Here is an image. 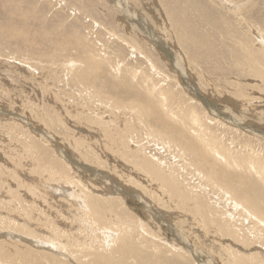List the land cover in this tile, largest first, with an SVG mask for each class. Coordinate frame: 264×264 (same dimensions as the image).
Returning <instances> with one entry per match:
<instances>
[{"label":"rangeland","instance_id":"rangeland-1","mask_svg":"<svg viewBox=\"0 0 264 264\" xmlns=\"http://www.w3.org/2000/svg\"><path fill=\"white\" fill-rule=\"evenodd\" d=\"M225 1L143 0L142 3L141 0H0V233H18L15 236L20 238L0 242V249L4 253L2 260L6 259L4 263L83 264L71 259L68 253L60 249L54 248L52 251L48 241L43 240L45 245L42 243L43 235L59 240L62 238L66 242L65 235L61 232L63 229H69L68 232L71 233L83 230V227L88 228L80 221L67 191L56 190V195L48 202L34 201L28 187L44 192L45 183L54 186L55 182L47 179L50 174L47 170L52 167L50 170L55 171L64 168L71 172L70 175H73L71 170L75 168L74 171L81 174L87 182L93 181L98 190L107 193L106 197L114 199L110 202L115 205H111L109 201L99 202L104 208H100L103 212L99 209L101 218L102 215L106 217L112 213L111 218L117 216V219L127 222L131 227L142 223L147 232L162 237L161 241L164 243L154 240L161 249L154 250L151 245L153 240L150 241L149 235H140L141 231L129 234H134L133 241L141 251V255L128 252L126 256L130 258L137 256V259L129 260V264H199L201 261L203 264H264V241L260 239L264 234L256 238V241L252 238L255 242L233 237L225 231L221 232L220 227L205 225L198 215L180 208L175 196L171 199L166 192L159 194L155 189L159 188L156 185L158 181L151 180L137 167L140 159L158 162L161 169L167 170H162L165 174L170 172L178 177L182 189L192 193L190 197L199 192L197 180L194 181L196 177H191L192 174L186 179L180 176L185 175L186 164L183 163L178 170L176 164L181 161L178 157H173L176 152L162 147L158 144L159 141L156 144V139L146 137L145 130L125 134L127 130L138 126V123L132 120L131 124L135 126L131 128L124 125L126 118L134 115L127 113L128 107L122 111V104L138 101L152 112L151 122L145 119L148 124L162 130L161 133L167 129L168 137H172L171 134L176 131L173 134L177 137H173L174 143L180 146L182 141H188L187 144L192 146L194 144L192 149L197 151V157L204 156L205 163L208 162L212 167L215 165L213 168L220 173L222 181L225 179L234 186L237 182L238 185L245 184L244 179L250 184H260L258 178L253 179L247 173L232 167L229 169L218 158L207 156L197 130L194 132L192 125L188 127L191 123L182 119L193 110L198 115H209L210 118L201 117L206 119L202 124L206 123L209 127L211 125L210 130L219 137L215 139L218 142L225 141L222 146L230 144L234 138L241 145L244 140H249L252 147L264 148L262 137L246 132L247 129H252L264 137V90L257 88L262 85L259 79L257 81L251 76H240L238 73L241 70L234 69V60L229 52L230 39H244V29L247 27L239 25L237 16L232 14V10L228 8L230 4ZM234 3L250 11L248 17L252 18V23L264 29V0H234ZM144 26L149 31L152 29V37L145 32ZM164 27H168V33ZM155 37L159 40H155ZM225 44H229V47ZM218 52L223 55L217 54ZM71 58L74 59L73 63L67 65ZM178 62L183 65L184 73L179 69ZM235 84L241 87L237 91L244 95L241 98L235 95L238 88ZM94 94H98V99ZM251 95L256 97L254 102L249 101ZM159 97H163L166 107L162 106ZM247 99L252 103L247 102ZM107 100H112L120 111L113 109ZM233 103H238V106ZM211 104L218 113L238 119L240 124L235 125L227 119L219 118L220 116L215 118L211 112ZM152 109L155 110L154 113ZM206 109L207 112L204 111ZM97 120L105 122L104 129ZM187 157L189 162H196L191 155ZM66 158L75 163L70 166ZM84 165L91 167V170L104 172L113 182H106V177L100 178L96 173L82 169ZM172 168L175 170L172 171ZM239 175L243 176V180ZM57 183L54 187L67 188L63 181ZM261 184L264 192V184ZM115 188L123 191L124 195L115 194ZM68 189L71 190V187ZM140 197L150 205L147 207ZM214 197H206L209 209L215 204L211 201ZM263 198L264 194L257 195V199H261V208H264ZM183 203L191 206L185 200ZM214 208L216 217L220 214L218 218L222 223L226 221L223 209L232 210L226 205L219 206V209L215 205ZM31 213L36 217L33 218L35 222H30L35 235H26L12 228L1 230L3 227H11L12 220L17 219L19 223L22 221L21 215ZM235 217L237 221H230L227 225L231 231L239 232L238 235L242 236L246 226L243 229L240 226L242 216L235 214ZM56 226L59 228L56 229ZM9 229L12 230L11 233ZM81 235L75 236V240L82 241L84 234ZM86 236L90 237L88 234ZM23 237L33 243H26ZM70 239L75 241L72 237ZM171 243L178 245V250L170 248ZM183 243L199 253L200 261L197 262L190 251L185 250L187 247ZM256 251L263 255L259 256ZM60 253L66 257H62ZM177 255L182 256L180 261ZM111 257L115 258L109 262L113 264L118 259V254L114 253ZM91 258L94 259L93 256ZM91 258L88 257V260ZM235 261L237 262L234 263Z\"/></svg>","mask_w":264,"mask_h":264},{"label":"bare ground","instance_id":"bare-ground-1","mask_svg":"<svg viewBox=\"0 0 264 264\" xmlns=\"http://www.w3.org/2000/svg\"><path fill=\"white\" fill-rule=\"evenodd\" d=\"M122 1V0H121ZM125 1V0H124ZM143 0H141L142 2ZM148 1V0H147ZM225 1V0H224ZM227 2L230 4L228 6V8H230L232 10V14H235V16H237V19L239 21V25H241V27L245 28L247 27L245 30V38L243 39L242 37L236 38L233 37L230 39V46L229 44H225V46L227 45V47H229L230 49V53L231 56L233 57L232 59L234 60V69L238 70L239 69L241 71H239V75H245V76H251L253 79H259V81L261 82V86H258L257 88H259L260 90H264L263 85H264V29H262L259 25L252 23V18H249V12L247 11V9L245 7H240V5L235 4L234 0H227ZM143 3V2H142ZM226 3V1H225ZM139 5V4H138ZM149 6V5H148ZM147 6V7H148ZM121 7V6H120ZM123 8V7H122ZM128 8V7H127ZM146 8V7H145ZM150 9V7H148ZM157 8V7H156ZM153 10V9H152ZM165 10V9H164ZM168 10V9H167ZM159 11V10H158ZM247 11V13H245ZM171 12V11H170ZM160 16V15H159ZM249 16V17H248ZM162 17H164L162 15ZM170 19V18H169ZM174 20V19H173ZM157 21H161V20H157ZM172 21V20H171ZM251 21V23H250ZM174 22V21H173ZM172 22V23H173ZM145 23V22H144ZM143 23V24H144ZM181 23V21H180ZM174 24V23H173ZM188 24V23H187ZM146 25V24H145ZM180 25V24H179ZM143 26V25H142ZM148 26V25H147ZM163 26V25H162ZM166 26V25H165ZM173 26V25H172ZM177 26V25H176ZM161 26H159L160 28ZM170 27V26H169ZM175 27V26H174ZM145 28V32L149 34L150 37H152V29H148V27L144 26ZM165 28V27H164ZM168 28V27H166ZM165 28V30H166ZM171 28V27H170ZM169 28V29H170ZM186 28V27H184ZM249 28V29H248ZM252 30H251V29ZM255 32H254V29ZM163 28H161L162 30ZM180 29V28H179ZM168 30V29H167ZM166 30V31H167ZM247 30V31H246ZM164 31V32H166ZM174 31H176L174 29ZM179 31H177L178 33ZM184 32V31H182ZM244 32V31H243ZM151 33V34H150ZM168 33V31L166 32ZM165 33V34H166ZM172 33V32H170ZM180 34V33H179ZM172 35V34H171ZM174 35V34H173ZM182 36V35H181ZM179 37V36H178ZM154 38V37H153ZM184 38V37H183ZM242 38V39H241ZM173 39V38H172ZM155 40H159L158 38L155 37ZM178 40V39H177ZM186 40V39H185ZM161 42V41H160ZM180 42V41H179ZM226 42V41H224ZM166 43V42H164ZM186 43V42H185ZM227 43V42H226ZM222 46V45H221ZM224 46V47H225ZM226 47V49H227ZM223 49V48H222ZM225 49V51H226ZM217 50V49H216ZM178 51V50H177ZM224 51V50H223ZM228 51V49H227ZM222 52V51H221ZM221 52L217 53V54H221ZM228 53V52H227ZM226 53V54H227ZM141 55H143L141 53ZM198 55V54H197ZM223 55V54H221ZM195 56V54H194ZM200 56V55H199ZM216 57V55H215ZM222 57V56H221ZM220 57V58H221ZM230 57V55H229ZM195 58V57H194ZM72 59V58H71ZM202 59V58H201ZM73 60H68V64H72ZM172 61V60H171ZM176 61V60H175ZM179 61V60H178ZM67 62V61H66ZM70 62V63H69ZM84 62V61H83ZM183 62V61H182ZM230 62V61H229ZM76 63V62H74ZM176 63V62H175ZM84 64V63H83ZM75 65V64H74ZM152 65V64H151ZM175 65V64H174ZM179 65V69H181V72L184 73V67L181 63L178 62ZM217 65V64H216ZM70 66V65H69ZM231 66V64H230ZM68 67V66H67ZM71 67V66H70ZM74 67V66H73ZM84 67V65H83ZM153 67V65H152ZM69 68V67H68ZM72 68V67H71ZM217 69V67L215 68ZM226 69V67H225ZM178 70V69H177ZM232 70V69H231ZM227 73V72H226ZM235 74V73H234ZM79 75V74H78ZM85 76V74H82ZM237 75V73H236ZM231 76V74H230ZM238 76V77H240ZM79 77V76H78ZM83 77V76H82ZM237 77V76H236ZM251 77L249 79H251ZM80 78V77H79ZM84 78V77H83ZM82 78V80H83ZM229 79V78H228ZM245 79V78H244ZM81 80V79H78ZM238 80V79H237ZM88 81V80H87ZM229 81V80H228ZM235 82H237L234 79ZM233 81V82H234ZM258 81V80H257ZM84 82H86L84 80ZM232 82V81H229ZM239 84V83H238ZM88 85V84H87ZM86 84H84V86H87ZM228 86V85H227ZM235 86H237L235 84ZM240 85H238L237 90H235V95L239 96L241 98L242 93L238 90H241V87H239ZM243 86V85H242ZM234 87V86H233ZM83 88V87H82ZM87 88V87H86ZM91 88V87H90ZM232 88V87H231ZM245 88V87H244ZM89 89V87H88ZM87 89V91H88ZM149 90V89H148ZM190 90H194V89H190ZM189 90V91H190ZM86 91V89H85ZM91 91V90H89ZM163 91V90H160ZM191 91V92H192ZM165 92V91H163ZM233 92V91H232ZM149 93V91H148ZM264 93V92H263ZM161 94V93H160ZM97 95L96 98L98 99V94H94ZM195 95V94H194ZM90 96V95H89ZM93 96V95H92ZM101 96V95H100ZM226 96V95H224ZM223 96V98H224ZM254 95H251V97L249 98V101L254 102L256 97H253ZM193 97V96H192ZM230 97V96H229ZM198 98V97H197ZM231 100L233 101L234 98H232V96L230 97ZM243 98V97H242ZM247 98V97H245ZM101 99V98H99ZM111 99V98H110ZM159 99H161V103L162 106L164 107L166 105V103L163 101V97H159ZM191 99V97H190ZM194 99V98H192ZM227 99V98H225ZM254 99V101H253ZM102 100V99H101ZM106 102V99H104ZM132 100V99H131ZM259 100V99H258ZM261 100V99H260ZM259 100V101H260ZM264 100V98H263ZM262 100V101H263ZM99 101V100H98ZM112 101V100H111ZM110 100H107V102L111 103L113 109L115 108L116 110H118L119 106H116L115 103H112ZM119 101V100H118ZM116 100V102H118ZM121 101V99H120ZM119 103H122L120 102ZM195 101V100H194ZM198 103V100H196ZM200 101V100H199ZM238 101V100H237ZM247 99V102H249ZM257 101V99H256ZM102 102V101H101ZM115 102V101H114ZM124 102V101H123ZM127 102V101H126ZM213 102V101H211ZM216 101L214 100V103ZM219 102V101H218ZM235 102V101H234ZM246 102V103H247ZM252 102H249L250 104ZM103 103V102H102ZM129 103V102H128ZM231 103V102H230ZM242 103V102H241ZM107 104V103H106ZM199 104V103H198ZM202 104V103H201ZM223 104V103H222ZM234 104V103H233ZM104 105V104H103ZM119 105V104H118ZM236 106H238V103L234 104ZM257 105V104H256ZM123 109L122 111L128 107L126 110L128 111L127 113L134 115V117L132 118H126V121H124V125L127 126V128H131V126H135L134 124L132 125L131 122L133 121H137L138 126L136 127H132V130H127V132L125 133L126 135H129V132H136L139 129L141 130H145V134L146 137H150L152 138L154 141H157L158 144H161L162 147L164 146V148L166 147L167 150L169 149V151H173L174 153L176 152V154H178L179 156H177L176 154L173 155V157H178L180 159L181 162H178L176 165V167L178 168V170H180V166L185 163L186 167L184 170V174H180V176H184V178L190 174L191 177H196L194 178V181H196V183L198 184V188H199V192L197 191V193H194L193 197H190V191L186 192L182 189L181 187V182L178 180V177H174L170 172H167V174H165V172L163 171H167L164 169H161V167L159 166L158 162H148V160L145 159H140V161L138 162V166L141 170H143V172L146 173L147 176H149L151 178V180H155L158 181V183H156V185L159 188H155L156 191L159 194H164L165 192L167 193V195H169L168 197H172L171 199H173V197H176V200L178 199L177 205L180 206V208L185 209L186 211H188V213H191L192 215H198L199 218H201L202 223H204L205 225L209 224V225H215L217 226L220 231H225V233H229L231 234L233 237H238L241 240H251L256 241V238H260L262 234H264V208L260 207V202L259 200L261 199H257V195L260 196L261 194H264L263 190L261 189L260 184L263 183L264 184V148H254L250 145L249 140H244L242 142L238 143L236 139H232L230 144H224V146H222V143H225V141L222 140V142H218L215 138L218 137L214 131L210 130L212 128L211 125L209 127L208 124L203 123V121L205 122V118H208L209 115H207V117L203 114V115H198L193 111H190L189 113H186L187 116H184L182 119H187L188 122H190L191 124L188 126L190 127L191 125L193 126L194 132L197 130V136L198 138H200L201 143L204 145V148L206 149V153L207 156L212 155L213 158H218L219 160H221V162L227 167V168H234L239 172H243V173H247L250 177H252L253 179L258 178V180L260 181V184L258 182L254 183V184H250V182L248 181V183L246 182V180H243V176L239 175V178H241L243 180V182H245V184H240L237 182V185H230L229 183H227V181L225 179H221V175L220 173L214 169L215 165L212 167L211 165L208 164V162L205 163L204 160H206V157L201 158L200 156L197 157V151H194L192 148H194V144L192 146V144H187V142H183L180 146V144L174 143V138L175 137L173 134L175 133L173 132V134H171V130H170V134L172 137H168L169 135L166 134L167 129H165V132L161 133L162 130H159V128H157L156 126H153L152 124H148L145 119L147 121L151 120V115L152 112L150 110L149 107L139 103L138 101L135 102H130L128 105L126 103L122 104ZM211 107L213 106L212 104L210 105ZM244 106V105H243ZM166 107V106H165ZM253 107V106H252ZM250 107V108H252ZM110 108V107H109ZM188 108V107H187ZM190 108V107H189ZM200 108V106H199ZM204 109V107H202ZM218 108V106H217ZM230 108V107H229ZM254 108V107H253ZM191 109V108H190ZM202 109V110H203ZM166 111H168V108H165ZM212 110V111H211ZM210 111L214 114L215 118H217L218 116H220L219 118H224L227 119L228 121H231V123L236 124H240V120L238 119H234L229 117H226L225 115L218 113L217 109L215 110L213 107ZM256 109L254 108V111ZM120 111V109H119ZM153 111V109H152ZM155 111V110H154ZM153 111V113H154ZM185 111V109H184ZM207 112V109L204 110ZM257 111V110H256ZM197 112V111H196ZM183 112H181L182 114ZM203 113V112H202ZM199 112V114H202ZM130 115V116H131ZM261 115V114H260ZM153 116V115H152ZM156 116V114H155ZM174 116V114H173ZM213 116V117H214ZM225 116V117H223ZM158 117V116H157ZM175 117V116H174ZM201 117H205L204 120ZM212 117V116H211ZM235 117V116H234ZM210 118V116H209ZM218 118V119H219ZM237 118V117H236ZM57 119V118H56ZM153 119V118H152ZM158 119V118H157ZM217 119V120H218ZM94 120V119H93ZM214 120V119H213ZM221 120V119H220ZM96 121V120H95ZM94 121V122H95ZM98 122H100V125H102L103 129L105 128L103 125L105 124L104 121L102 120H97ZM163 121V120H162ZM185 121V120H184ZM151 122V121H150ZM186 122V121H185ZM207 122V121H206ZM218 122V121H217ZM162 123V122H161ZM214 123V122H213ZM222 123V121H221ZM242 123V122H241ZM187 124V123H186ZM212 124V123H210ZM224 124V123H223ZM227 125V123H226ZM244 125V124H243ZM183 126V125H182ZM213 126V125H212ZM216 126V124H215ZM223 126V125H222ZM232 126V125H231ZM230 126V127H231ZM214 127V126H213ZM219 127V125H218ZM184 128V127H183ZM182 128V129H183ZM186 130H188V128L185 126ZM181 129V128H180ZM216 129V128H215ZM219 129V128H218ZM227 129V126H226ZM232 129V128H230ZM240 129V128H239ZM214 130V129H213ZM233 130V129H232ZM173 131V130H172ZM179 131V130H178ZM191 131V130H190ZM242 131V130H241ZM169 132V131H168ZM182 132V130H181ZM187 132V131H186ZM193 132V131H191ZM221 132V131H220ZM246 132H248V134H252V136L255 137H262V139H264L263 135H259L258 132L256 133L255 131H252V129H247ZM218 133V132H217ZM263 133V132H262ZM166 134V135H165ZM181 134V133H180ZM178 135V134H177ZM183 135V133L181 134ZM225 135V134H224ZM247 135V134H246ZM249 136V135H247ZM196 137V136H195ZM177 138V137H175ZM193 138V136H192ZM219 138V137H218ZM237 138V137H236ZM179 140H181L179 138ZM183 140V139H182ZM185 140V138H184ZM187 140V138H186ZM185 140V141H186ZM256 140V139H255ZM258 140V139H257ZM81 141V140H80ZM151 141V140H150ZM176 142V141H175ZM179 142V141H178ZM194 142V141H193ZM245 142V143H244ZM189 143V142H188ZM177 146H176V145ZM166 145V146H165ZM197 146V145H196ZM35 147V146H34ZM263 147V146H262ZM200 148V147H199ZM198 150V149H197ZM44 151V150H43ZM132 151L136 152L135 149H132ZM47 153V152H45ZM44 153V154H45ZM203 153V152H202ZM200 154V152H199ZM192 156V158L195 159L196 162L191 163L189 162L187 159V156ZM201 155V154H200ZM63 158H65V156H63ZM191 158V159H192ZM211 159V158H210ZM217 159V160H218ZM223 159V160H222ZM68 164H74L69 158L65 159ZM187 160V161H186ZM65 161V162H66ZM179 161V160H177ZM197 161H199L200 163H202V165H199L197 163ZM70 162V163H69ZM217 162V161H216ZM219 162V161H218ZM52 163V162H51ZM67 164V165H68ZM80 164V163H79ZM134 164V163H133ZM137 164V163H136ZM54 166V165H53ZM71 166V165H70ZM76 166H79L76 164ZM80 167V166H79ZM217 167V166H216ZM52 168V167H51ZM50 168V169H51ZM69 168V166H68ZM87 169L89 171H91L92 173H96L99 177L103 176L104 179L105 177L107 178V180L105 179V181L110 182L112 178L106 176V174L104 172H101L99 170H91L89 166H83L82 169ZM183 168V167H182ZM50 169H46L50 174H49V178H47L48 180H50L51 182H55V185L57 182H62L63 184L65 183L67 185V188H60V187H54L51 184H46L43 186V188H45L44 192H41L39 190H36L34 187H28V190L31 192L30 194H32L34 201H39L43 200L44 202H48L52 196L56 195V190L57 191H67L69 197L72 198V204L74 207H76V212L77 214H79V218L80 221H82V223L84 225H87L88 228H82L83 230H79V231H75V232H71L69 233L68 230H64L61 231L65 236L66 242H64V240H59V239H54L51 238V236H45L43 235L42 237V241L46 240V242L48 241L50 243V245L53 247H50L53 250L56 249H60L66 253H68V255L71 257V259L73 258V260L75 259L77 262L80 261L83 262V264H110L109 262L113 261V257H111L112 254H118V259L115 260L113 262V264H129V260H134L137 256L133 255L134 258H130V256H126L128 254V252L133 251L134 253H138L139 255H141V251L138 245L135 244V242L133 241L134 238V234H131L132 232H138L141 231L140 235H149L150 237V241H152L151 245L154 246V250H159L161 249L160 246L157 245V243L154 241H161L162 237L160 238L157 235H154L153 233H149L146 231V229L143 227L142 223L137 224L135 227H131L127 222L122 221L121 219H117V216H115V218H111L112 217V213H110L108 216L101 218V212H100V208L103 206L99 203L100 201H112L114 200L111 197H106L107 193H104L101 190H98L97 186H94L95 183H93V181H89L87 182L86 179L83 178V176L81 174H79L78 172L74 171L75 168H73L71 171L73 172V175L69 174L71 173L70 171L64 170V168L62 169H57L55 170H50ZM163 170V171H162ZM175 170L174 168H172V171ZM235 170V171H236ZM182 171V170H181ZM226 174V173H225ZM224 175V173H223ZM227 175V174H226ZM130 176V175H129ZM238 176V175H237ZM237 176H235L237 178ZM247 176V175H246ZM248 176V177H249ZM225 177V175H224ZM222 177V178H224ZM101 178V177H100ZM132 178V177H130ZM182 178V177H181ZM185 178V179H186ZM245 178V177H244ZM46 179V178H45ZM190 179V178H189ZM227 179V178H226ZM240 179V180H241ZM248 179V178H247ZM183 180V179H182ZM232 180V179H231ZM234 181V180H233ZM232 181V182H233ZM262 181V182H261ZM113 182V180L111 181ZM40 183V182H39ZM183 183V182H182ZM30 184V183H29ZM42 184V183H41ZM40 184V185H41ZM59 184V183H57ZM261 184V185H263ZM37 185V184H36ZM39 185V186H40ZM188 185V184H187ZM32 186V184L30 185ZM62 186V185H61ZM186 186V185H185ZM196 186V185H195ZM69 187H71V190L68 189ZM145 187H148V185H146ZM116 189V188H115ZM154 189V190H155ZM187 189V188H186ZM42 190V189H41ZM194 190V189H193ZM49 191V192H48ZM192 191V190H191ZM48 192V193H47ZM62 192V191H61ZM102 192V193H101ZM115 194H122L124 195L123 191H120L118 189H116ZM50 193V195H49ZM189 193V194H188ZM53 194V195H52ZM64 194V193H63ZM114 194V193H113ZM137 195H139L138 193H136ZM188 195V196H187ZM210 195L215 196V199H212L211 201L214 202V206L216 205L217 208L221 205L223 206H227V207H231V209H228L227 211H225L223 208V214L225 215V220L223 221V223L221 222L222 220H220L218 217H216V213L213 211L215 208L213 206V208L210 207L209 209V205L206 203L207 198L210 197ZM58 196V195H57ZM61 196V195H60ZM122 196V195H121ZM140 196V195H139ZM62 197V196H61ZM68 197V198H69ZM124 198V196H122ZM207 197V198H206ZM135 198V197H134ZM136 198H139L138 196H136ZM65 199V198H64ZM141 201L148 207L149 202L146 199H143L142 197H140ZM210 199V198H209ZM53 200V199H52ZM167 200V199H166ZM185 200V202H187L189 204V202L191 203V206L187 205L186 203H183ZM42 201V202H43ZM57 201V200H55ZM71 201V200H70ZM120 201V199H119ZM192 201V202H191ZM210 201V202H211ZM264 201V198H263ZM40 202V203H42ZM58 202V201H57ZM118 202V201H117ZM125 202V201H124ZM141 202V203H142ZM175 202V201H174ZM173 202V203H174ZM208 202V200H207ZM209 202V204H210ZM111 203V202H110ZM115 203V202H114ZM120 203V202H119ZM122 203V202H121ZM64 204V203H63ZM106 204V202H105ZM104 204V207H105ZM113 204V202L111 203V205ZM212 204V203H211ZM210 204V205H211ZM115 205V204H113ZM118 205V204H117ZM124 205V204H122ZM110 205H108L109 207ZM50 207V206H48ZM117 207V206H116ZM115 208V207H114ZM152 208V207H151ZM225 208V207H224ZM75 209V208H74ZM100 209V210H99ZM127 209V208H126ZM154 209V208H153ZM219 209V208H218ZM58 211V210H57ZM60 211V210H59ZM103 212V210H101ZM126 211V210H125ZM131 211V210H130ZM173 211V210H172ZM180 213V212H179ZM228 213V214H227ZM28 214V213H27ZM21 215V219L22 221H20L18 223V220H12L13 223H10L11 227H3L1 228V230H6L8 228H12L15 229L16 231L26 234V235H35V230L34 228H31L30 225L32 226V224L30 222H35V220H33V218L36 219V217H34V215L29 214V215ZM104 214V213H103ZM119 214V213H118ZM164 214V213H162ZM166 214V213H165ZM164 214V215H165ZM218 214V213H217ZM222 214V213H221ZM235 214H237V216H242V220H241V224L240 226L245 227V234L242 233L240 236V234L238 235L237 232H233L230 230V228L228 227L227 224L230 223V221H237ZM106 215V212H105ZM128 215V214H127ZM155 215V214H154ZM111 216V217H110ZM182 216V215H181ZM129 217V216H128ZM162 217V216H161ZM166 217V216H164ZM157 218V217H156ZM179 218V217H178ZM192 218V217H191ZM198 218V217H197ZM116 222H115V220ZM166 219V218H165ZM185 219V218H184ZM183 219V220H184ZM187 219V218H186ZM17 220V221H16ZM141 220V219H139ZM150 221V220H149ZM163 221V220H162ZM144 222V221H143ZM165 222V221H164ZM177 222H179L177 220ZM188 222V221H187ZM181 223V222H180ZM53 224V223H52ZM55 224V223H54ZM192 224V223H190ZM82 225V226H84ZM233 225V222H232ZM43 226V225H42ZM48 226V225H47ZM52 226V225H51ZM145 226V225H144ZM149 226V225H147ZM146 226V227H147ZM55 227V226H54ZM59 227L56 226V229H58ZM136 228H139V230H135ZM66 229V228H65ZM78 229V228H77ZM218 229V230H219ZM72 230V229H71ZM10 231V229H9ZM12 231V230H11ZM10 231V233H11ZM221 231V232H222ZM243 231V230H242ZM14 232V231H13ZM66 233V234H65ZM106 233V234H105ZM18 233H16L15 235H17ZM22 234V235H23ZM81 234L83 235V238H81ZM86 234H88L90 237H87ZM258 234V235H257ZM13 234H9V233H0V242L2 241H7L8 239L12 241V238L14 239H18V236H15ZM48 235V234H47ZM81 235L79 238L82 239V241L79 240H75V236H79ZM100 235V236H99ZM139 235V233H138ZM226 235V234H225ZM260 236V237H259ZM27 237V236H25ZM41 237V236H38ZM70 237H72L75 241H72L70 239ZM148 237V236H147ZM231 237V236H230ZM29 238V237H28ZM68 238V239H67ZM89 238V239H86ZM202 238V237H201ZM20 239V238H19ZM22 239V238H21ZM86 239V240H85ZM160 239V240H159ZM260 239H263L264 241V235H262V237ZM23 240L26 241V243L28 242V244H32L33 242L27 238L23 237ZM71 240V241H70ZM165 240V239H164ZM239 240V239H238ZM259 240V239H258ZM41 241V240H40ZM254 241V242H255ZM261 241V240H260ZM162 242V241H161ZM250 242V241H249ZM44 245V241L42 242ZM147 243V242H146ZM145 243V244H146ZM164 243V242H162ZM242 243V242H241ZM26 244V245H28ZM35 244V243H34ZM144 244V245H145ZM186 244V243H183ZM20 245V244H19ZM149 245V246H151ZM169 246V244H166ZM25 246V245H24ZM47 246V245H46ZM45 246V247H46ZM185 246V245H183ZM29 247V245L27 246ZM31 247V246H30ZM174 248L178 250V245L176 246V244H172L170 245V248ZM187 249L190 251L189 253H191V255L195 258V260L198 262L200 261L199 258V253L197 251H195L194 249H192L191 246H189L188 244H186ZM2 248V247H1ZM36 248V245H35ZM47 248V247H46ZM149 248V247H148ZM180 248V247H179ZM32 249V248H31ZM49 249V248H48ZM183 249V248H182ZM39 250V249H38ZM142 250V249H141ZM40 251V250H39ZM143 251V250H142ZM184 251V250H182ZM247 251V250H246ZM16 252V251H15ZM24 252V251H23ZM38 252V251H37ZM44 252V251H42ZM50 252V251H48ZM56 252V251H54ZM147 252V251H146ZM255 252V251H254ZM6 253V252H5ZM32 254V252H30ZM35 253V252H33ZM39 253V252H38ZM250 253V252H249ZM256 253L259 255L260 253H258L256 251ZM17 255V253H15ZM26 254V253H25ZM29 254V253H28ZM42 254V253H41ZM46 254V253H45ZM49 254V253H48ZM148 254V253H147ZM254 254V255H257ZM13 255V254H12ZM53 255V254H52ZM62 257H66L64 254H59ZM242 255V254H241ZM249 255V254H248ZM251 255V254H250ZM261 255V254H260ZM259 255V256H260ZM263 255V253H262ZM261 255V256H262ZM43 256V255H42ZM60 256V257H61ZM94 257V259H92L91 257ZM114 256V255H113ZM179 256V257H178ZM2 257H4V253L2 251V249H0V264H7L4 263L6 262L5 260H2ZM10 257V255L8 256ZM13 257V256H12ZM41 257V256H40ZM45 257V256H44ZM55 257V256H54ZM61 257V258H62ZM69 257V258H70ZM88 257H90L91 259L88 260ZM179 261L181 260L182 256L181 255H177ZM254 257V256H253ZM16 258V257H15ZM20 258V255H18V260ZM33 258V257H32ZM47 258V257H46ZM236 258V257H235ZM249 258V257H248ZM26 259V258H25ZM137 259V258H136ZM140 259V258H138ZM252 259V258H251ZM258 259V258H257ZM261 259V257H260ZM35 260V258H34ZM156 260V259H155ZM240 260V259H239ZM250 261V259H248ZM256 260V259H255ZM32 261V259H31ZM30 261V262H31ZM46 261V260H45ZM71 261V260H70ZM259 261V260H258ZM11 262V261H10ZM29 262V263H30ZM37 262V261H36ZM59 262V261H58ZM66 262H69L66 260ZM97 262V263H96ZM123 262V263H122ZM237 261H235L234 263H236ZM74 264L76 262H73ZM139 263V262H138ZM201 264L202 261L200 262ZM199 263V264H200ZM209 263V262H207ZM206 263V264H207ZM238 263V262H237ZM236 263V264H237ZM243 263V262H242ZM241 263V264H242ZM249 263V262H248ZM25 264V263H24ZM69 264V263H68ZM72 264V263H71ZM112 264V263H111ZM140 264V263H139ZM143 264V263H142Z\"/></svg>","mask_w":264,"mask_h":264}]
</instances>
